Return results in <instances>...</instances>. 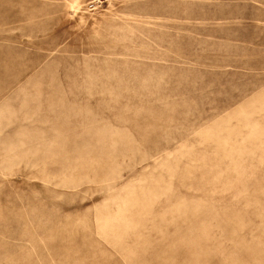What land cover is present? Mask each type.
Returning <instances> with one entry per match:
<instances>
[{
    "label": "rangeland",
    "instance_id": "obj_1",
    "mask_svg": "<svg viewBox=\"0 0 264 264\" xmlns=\"http://www.w3.org/2000/svg\"><path fill=\"white\" fill-rule=\"evenodd\" d=\"M0 264H264V0H0Z\"/></svg>",
    "mask_w": 264,
    "mask_h": 264
}]
</instances>
